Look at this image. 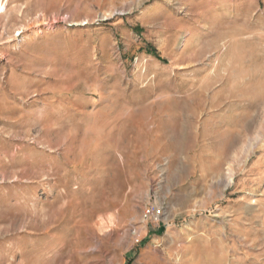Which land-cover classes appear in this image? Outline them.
I'll use <instances>...</instances> for the list:
<instances>
[{"label": "rangeland", "instance_id": "1", "mask_svg": "<svg viewBox=\"0 0 264 264\" xmlns=\"http://www.w3.org/2000/svg\"><path fill=\"white\" fill-rule=\"evenodd\" d=\"M0 264H264V0H0Z\"/></svg>", "mask_w": 264, "mask_h": 264}]
</instances>
